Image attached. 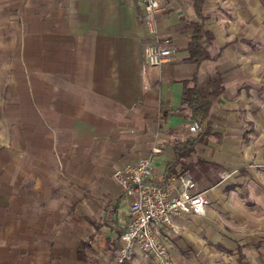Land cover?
Here are the masks:
<instances>
[{
	"label": "crops",
	"instance_id": "crops-1",
	"mask_svg": "<svg viewBox=\"0 0 264 264\" xmlns=\"http://www.w3.org/2000/svg\"><path fill=\"white\" fill-rule=\"evenodd\" d=\"M172 62L149 66L134 0H0V264H110L129 216L113 172L141 157L187 172L208 205L174 220L176 264H259L264 243V27L260 0H161ZM247 16L253 24L248 25ZM214 60L189 63L193 25ZM220 75L210 136H195L183 81ZM230 176L222 180V173ZM222 247L233 254L226 253ZM247 259V260H246ZM125 264H151L136 250Z\"/></svg>",
	"mask_w": 264,
	"mask_h": 264
},
{
	"label": "built area",
	"instance_id": "built-area-1",
	"mask_svg": "<svg viewBox=\"0 0 264 264\" xmlns=\"http://www.w3.org/2000/svg\"><path fill=\"white\" fill-rule=\"evenodd\" d=\"M134 1L143 10L142 22L149 39L143 50L144 62L149 66L172 62L177 48L170 37L159 34L157 26L161 0ZM188 130L197 134L201 126L192 120ZM228 176L223 174L221 179ZM112 177L122 190L129 216L119 220L122 233L110 264H125L137 249L148 255L151 264H176L169 238V233L179 231L174 220L187 215L204 217L208 205L204 193L195 191L196 184L187 172L177 174L165 169L157 174L149 157L123 164Z\"/></svg>",
	"mask_w": 264,
	"mask_h": 264
},
{
	"label": "trees",
	"instance_id": "trees-1",
	"mask_svg": "<svg viewBox=\"0 0 264 264\" xmlns=\"http://www.w3.org/2000/svg\"><path fill=\"white\" fill-rule=\"evenodd\" d=\"M196 14L204 20L200 10L205 0H191ZM214 40L213 34L205 30L201 25L194 24L193 32L189 37L187 44L188 58L187 62L200 65L205 60H214L217 55H212L208 47ZM223 81L220 75L215 77L208 76L203 81H198L196 74L191 79L183 81L182 105L189 112V117L201 126V130L193 137L184 141L176 142L173 146L176 164L183 167V160L189 156L195 149V146L206 140L210 136V126L207 122V116L211 106L223 92ZM223 249L222 247H219ZM228 254L232 251L223 249ZM243 255L238 251V260L241 264Z\"/></svg>",
	"mask_w": 264,
	"mask_h": 264
},
{
	"label": "rangeland",
	"instance_id": "rangeland-1",
	"mask_svg": "<svg viewBox=\"0 0 264 264\" xmlns=\"http://www.w3.org/2000/svg\"><path fill=\"white\" fill-rule=\"evenodd\" d=\"M260 2H261V4H262V20H261V23H260V25H259V23L258 24H254L255 25V27H264V0H260ZM249 19L247 20V24L248 25H250V24H253V22H252V20H251V17H249V16H247ZM223 174H229V176H230V173L229 172H224V173H222V175ZM228 176V177H229ZM227 179V178H226ZM260 210H262V212H264V208H262L261 207V209ZM262 218H264V215H262L261 216ZM256 247L257 248H259V255H258V262H259V264H264V243H262V244H259L258 246L256 245ZM115 250V249H114ZM113 250V251H114ZM112 251V252H113ZM111 258H112V255H111ZM247 260V259H246ZM110 261H111V259H110ZM244 263V262H243ZM229 264H236L235 263V261H234V259L233 258H231L230 260H229Z\"/></svg>",
	"mask_w": 264,
	"mask_h": 264
}]
</instances>
